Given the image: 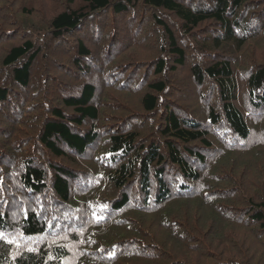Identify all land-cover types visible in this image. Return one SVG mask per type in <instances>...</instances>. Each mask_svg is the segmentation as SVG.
Masks as SVG:
<instances>
[{
	"label": "trees",
	"instance_id": "1",
	"mask_svg": "<svg viewBox=\"0 0 264 264\" xmlns=\"http://www.w3.org/2000/svg\"><path fill=\"white\" fill-rule=\"evenodd\" d=\"M74 1L69 0L68 7L49 20L47 27L50 30L44 31L46 36L42 41L34 42L28 38L20 44L11 45L1 60L3 67L10 68L9 77L5 78L7 80L2 81L0 74L1 83L11 79L9 84H0L1 184L6 187L19 184L25 196L22 200L25 198L26 201H37L39 206L20 207L21 215L14 218L21 217L20 222L7 230L9 232L16 229L18 236L5 232L7 212L0 213V264H111L126 258L123 253L132 249L129 244L130 248L124 249L125 243L130 242L129 235L133 233L138 237L140 234V219L130 212L160 211L167 204L162 216L177 215L178 212L169 207L176 199L179 201L181 198H192L193 200L185 201H192L200 206H208L207 203H210L212 220H222L221 212L225 211H229L227 214L234 216V219L238 218H235L233 210L229 209L230 206L242 212L232 201L233 194L225 193L226 189H220L219 186H201L202 171L206 169L204 165L209 159H215L213 150L216 147L221 150L238 148L253 138L247 115L234 103L237 95L236 68L240 69L245 77L251 103L256 109H264V67L253 72L244 71L238 65L236 67V58H231L227 55L228 52H223L225 49L229 52L237 50L245 45L247 36L241 34L249 30L241 27L246 18H243L242 12L239 11L249 0H80V3H84L83 6L73 9L71 6L75 5ZM138 3H143V8L148 10L146 17L140 14L143 10L137 8ZM142 15L143 24L151 23L157 28L154 37H158L159 53L158 57L153 58V68L145 72L147 68L137 66L135 72L132 66L113 65L122 51L114 57L110 56L106 62L107 56L118 50L122 39L114 38L119 31L111 29L113 37L103 48L104 57L101 63H97L96 54L83 40L78 41L75 60L72 62L76 71L69 68L71 65L67 67L63 61L57 59V53L54 57H46L55 66L67 71L66 73L73 72L76 78L87 75L86 78L76 81L74 77L73 80L59 81V77L50 75L45 79L46 88H30L35 63L40 62L38 56L41 49L44 50L48 46L49 53L58 52V47L50 44L56 42L57 45L62 38L72 37L77 31L80 32V39L93 35L100 40L105 29L103 22L110 17H120L127 21L128 26L125 28L128 31L132 29L130 32L135 37L138 31H144L145 24H135V19ZM8 16L7 14L6 17ZM88 19H93V22L87 21ZM253 22L260 24L257 19ZM206 23L216 25L217 31L206 30L196 34L195 30ZM0 35H4V40L13 37L9 30ZM191 36L194 41L190 39ZM16 38L17 36L14 39ZM197 51L204 59L190 66L192 77L197 81L199 90L205 86L209 87L210 83L213 84L210 98L216 93L219 101L217 108L214 105L208 108L206 124L196 121L193 114L185 108H179L170 97L177 87L172 76H176L179 67L186 66L188 59L192 58V53ZM93 66L97 73L92 72ZM141 69L145 75L141 78L140 87H136L134 82L137 81V73ZM151 70L154 73L152 78L158 75L161 77L156 79L155 83L147 81V74ZM110 72L119 76L121 81L118 85L121 87L130 90L143 89V109L146 113L163 118L160 133L165 140L169 139L168 141L159 143L153 140L150 146L141 149L136 142L140 135L132 131L131 124L119 126L116 123L111 124V119L100 123L105 116L98 102V81L93 79V75L101 73L110 76ZM105 81L106 84L113 83L107 79ZM55 83L63 89H73L70 94L60 98L59 104L55 102L54 97L51 99L52 96L47 94L48 87ZM21 89L24 90V96ZM205 96L204 94V98ZM45 97L49 106L42 108L43 113L37 114L36 102ZM22 124L30 130L39 128V132L34 136L17 138L16 134ZM18 125V130L15 131ZM216 126H220L223 139H219L220 142H225V147L214 144L211 139L216 138L213 133V130L217 129ZM193 147L201 151H193ZM221 161L223 163V159ZM2 167L8 169V172L2 170ZM207 177H215V174L210 173ZM95 179L96 184L90 186L91 180ZM220 179L222 180L221 177ZM176 182L178 184L174 186ZM88 183L89 185H86ZM127 186L132 190L136 189V193L142 196L140 205L135 198L131 211L130 195L125 191L123 195H117V192ZM234 188L231 189L232 193L236 191ZM80 190H84L82 198ZM115 191L116 194L111 196ZM88 196L91 198L84 200ZM4 197L9 201L15 196L5 192ZM223 197H226L228 202L221 204L218 211L214 203ZM258 207L260 209L253 213L252 218L264 229V202L251 206L249 211ZM59 208L71 213L77 220L82 218L84 221L86 217L94 222L90 228L91 232L87 233L88 240H85L84 233L88 230L87 225L84 226L86 221L74 226L75 230L78 229L75 234L67 236V230L61 235L54 234H58L62 226L68 227L73 223H68L70 220L64 214L49 215L52 211L57 212ZM117 220L118 224H125L122 229H126L130 234L116 233L108 239L104 234L108 233L109 226L101 225L116 223ZM60 226L61 229L58 230ZM92 236L97 241L95 246L87 244ZM228 237L233 240L232 236ZM131 243L132 247L134 244L136 253L150 251L148 255H154L153 249L156 246L146 245L142 240ZM238 243L237 241L235 245ZM161 244L164 252L170 248V255L176 251L168 242ZM138 245H141V248ZM75 246L87 252L81 253L74 249ZM233 249L227 248L219 252L218 259L212 264H247L239 260L242 258L231 257V252L239 250ZM214 252L215 250L211 249L207 256ZM209 263L197 259L194 264ZM172 264L184 263L174 260Z\"/></svg>",
	"mask_w": 264,
	"mask_h": 264
},
{
	"label": "rangeland",
	"instance_id": "2",
	"mask_svg": "<svg viewBox=\"0 0 264 264\" xmlns=\"http://www.w3.org/2000/svg\"><path fill=\"white\" fill-rule=\"evenodd\" d=\"M80 2V0H75V5L71 7L73 9L80 8L84 4ZM68 5L69 0H0V34L4 31L6 32V30L11 31L13 34L12 39L6 40H4V35H0V74L2 81L7 80L5 78L9 77L8 73L10 68L3 67V64L1 63L4 53L8 51V48L11 47V45L20 44L24 39L28 38H31L34 42L42 41L46 36L44 35V31L49 32L50 30V28L47 27L49 20H51L55 14L66 9ZM143 7V3L137 4V8L143 10L140 14L142 13L144 17H146L148 10ZM239 12H242L241 14L243 18H246L245 22L242 21L241 27L248 29L249 31L242 32L241 35H246L247 40L245 45L241 48L237 50L233 49L230 52L228 49H225L223 52L224 54L228 52V56L236 58V67L238 65L244 71L253 72L257 68L264 67V0H249L247 4L242 6V9ZM7 14L9 15L8 17H6ZM143 15L142 17L139 16V18L135 19L136 25H139L140 23L143 24ZM254 19L260 21V24L258 25L253 22ZM89 20H92L93 22V19H88L87 21ZM28 24L31 25L29 26ZM103 24L105 29L103 37L100 40H97V36L94 37L93 35L90 37L94 38L89 37V39L86 37L80 39V32L78 33L77 31L73 33V36L71 35L72 37L68 36L67 39L62 38L57 45L56 42L50 44H55L54 47H58V52L49 53V50L47 49L48 46H46L44 50L41 49L40 55L38 56L40 62L37 64L35 63V69L33 71L34 75L32 76L33 81L30 88H46L45 79L50 77V75L59 77V79H61L59 81L73 80L75 77L73 72H71V74L66 73L67 71L58 68L46 57H54L57 53L59 54L57 59L63 61L67 67L71 65L69 68L72 71H76L72 62L75 60L74 56L76 54L79 40H83V42L89 46L90 50L96 54V58L98 59L97 63H101L104 57L103 48L108 44V40L113 37L110 32L111 29L116 30V32L119 31L114 38L122 39L121 45L119 44L117 47L118 50H115L111 55H108L106 62L109 60L110 56L114 57L119 51H122L117 59L116 57L114 58L116 61L113 65L122 64L128 65V67L132 66L134 71L137 66H140L141 68H147L145 69V72L154 67L155 63H152L153 58L158 57L159 53V47L157 44L158 37H154L157 32L155 25L144 23V31H138L137 35L133 37L132 32H130L132 29L128 31L125 28V26H128L127 21H124V19L120 17H110L105 20ZM216 28L217 26H214L213 23H206L196 29L195 33L199 34L206 30L217 31ZM15 36H17L16 39H14ZM190 39L194 41L192 36ZM40 44H42V42H40ZM199 50L202 51L200 48ZM199 55L202 56L198 51L192 53V58L188 59L189 61L187 65L179 67L180 69L177 75L172 76L177 87L171 92L170 97L174 99V104L178 105L179 108H185L187 109L186 111L193 114L196 121L201 124H206L208 121V108H210L211 105H214V107L217 108L219 101H217L216 93L210 98V93L214 86L213 84L210 83L208 84L209 87L205 86L203 89L200 88L199 90V87L196 85L197 81L192 77V73L189 70L190 66L204 59ZM42 61L44 62L42 63ZM93 71L97 73V69L94 68V66L92 67V72ZM128 71L129 69L126 73ZM235 71L237 95L234 103L238 108L243 110L244 114L247 115L252 129L253 138L248 143L241 144L238 148L221 150V148L218 149L216 147V149L213 150L215 159H213V161L209 159L208 163L204 165V168L206 169L202 171L203 185L201 187L204 188L206 186V188H211L219 186L220 189L224 188L227 190L225 192L226 194H233L232 199L234 200L232 201L237 204L235 205L236 208H240L242 212L236 210L234 206H230L229 209L233 210L235 218L238 217L239 219H234V216L227 214L229 211H225L221 212L223 214L222 220H212L213 212L212 207L210 206L211 204L207 203L208 206H200L196 203H192V201L188 202V199L193 200L192 198H181L179 201H177V199L173 200L169 204V207L174 212L177 211L178 214L169 217L162 216V212L167 207V204L160 211L151 210L148 213H143L142 211L130 212L134 217L140 219V225L138 226L140 234L138 237L133 233H127L126 229H122L125 224H118L119 220H117L116 223H111L112 225H101L106 227L109 226L107 230L108 233L106 235L104 234L108 239L114 237L116 233H119L120 235L130 234L128 237L130 242L125 243L126 247H124V249H129L130 247L132 249L123 253L126 255V258L112 262L111 264H172L174 260L177 262H183L184 264H194L197 262V259L212 264L218 259L219 252L227 248L239 249L231 252V257L234 259L242 258L239 260L245 261L247 264H264V229L252 218L253 213L260 208L258 207V209L249 211L251 206L264 202V109H256L254 104L251 103L245 77L240 69L236 68ZM105 72H107V70ZM145 72L141 69L137 73L138 78L137 81L134 82V86L140 87L141 78L144 77ZM80 74L85 73L80 72ZM153 74V70L147 74V81L155 83L156 79H161L160 75L156 78H152ZM86 76L87 75H84L85 78ZM84 77L80 78L78 76L77 78L75 77V80L84 79ZM151 78L152 80H150ZM93 79L98 81L97 88L100 94L98 102H100L103 115L105 116L100 123H105L104 121L111 119V124L116 123L119 126L122 124H126V126L127 124H131L132 131L137 132L140 135L136 142L137 146L141 149L150 146L153 140H157L156 142L159 143L169 140H165L162 133H160V129L163 126V118H161L160 115H151L144 111L141 101L143 89L130 90L121 87L118 85V82L120 83L121 81L119 76L113 72H110V76L101 73L95 76L93 75ZM106 79L113 83L106 84ZM10 82L11 79L4 81L3 83L0 81V84H9ZM23 91L24 90L21 89V94L24 96L25 94H23ZM72 91L73 89H63L55 83L48 87L47 94L52 96L51 99L54 97L55 102L59 104L60 98L65 94H70ZM204 94L206 95V98H204ZM36 105L35 109L38 110L37 114L43 113L42 108H47L49 106L46 97L38 99ZM107 116H110V118H107ZM1 118L2 114L0 113V119ZM23 125L24 124L20 125V127L18 125L15 130L17 131L19 127L16 134L17 138L34 136L39 132V128H31L30 130L29 127L26 126L24 128ZM220 131V126L217 127L216 130H213L216 138L211 139L214 141V144L220 145V147H225V142H220L219 139L220 137L223 139V135L220 134ZM227 143L229 144L228 141ZM165 146L166 144L164 145V148ZM194 147L193 151H201L196 150V147ZM222 159L223 163L221 161ZM2 170L8 172V169L4 167H2ZM210 173L215 174V177H207ZM226 175L228 176L226 177ZM91 181L92 184L90 186L96 184V179ZM13 184L14 183H12V185ZM177 184L178 183L176 182L173 185L175 186ZM86 185H89V183ZM234 187L238 189H235ZM233 188L236 191L232 193L231 189ZM83 191L84 190L79 191L81 198L84 196ZM123 191L131 197V207L129 208L131 211L135 198L139 204L142 196L136 193V189L132 190L131 187L128 186L124 190L117 192V195H123ZM5 192L13 194L15 197L12 200L6 201L4 197ZM115 194L116 191L111 196H114ZM22 197L25 196L19 184L15 187H6L1 184L0 180V213L7 212L5 232L9 233L11 236H18V231L16 229L9 232L7 230L20 222L21 217L20 219H14L16 215H21L20 207L22 206V208H24L32 205L34 208H37V206H39L36 204L37 201H26L25 198L22 200ZM88 198L89 196L84 200ZM227 202L226 197H223L222 199L216 200L214 204L218 208V211H220V205ZM30 210L33 211V209ZM62 214L66 215L67 219L70 220L68 223L73 222L74 224L71 223L68 227L62 226V229L60 226L58 230L61 229V231H59L58 234H54L61 235L64 234L66 230L67 232L65 235L67 236L75 234L78 229L75 230L74 226H79L81 222L86 221L84 226L87 225L88 230L84 233L86 236L85 240H88V234L91 232L90 228L93 227L92 225H94V222L86 217L84 221L82 218L77 220L72 217L71 213H67L60 208L57 209V212L52 211L49 213V215L52 216ZM234 220H236L237 223ZM212 229H214V231H211ZM210 231L212 232L211 235ZM227 236H232L233 240L231 241V237L227 238ZM138 240H142L146 245L153 247L156 246L155 249H153L154 255H148V252L150 251L146 253H136V248L134 247V244L132 247L131 242ZM235 241H238L239 243L235 245ZM162 242H168L176 248V251H173V255L169 254L170 248L166 249L168 253L164 252L160 246ZM96 243L97 241L94 239V236H92L87 244H94L93 246H95ZM128 244L130 247H128ZM138 247L141 248V245H138ZM107 248L111 250V248ZM210 248L214 249L215 252L212 253L211 256H207L210 254ZM247 248L249 249L246 250ZM74 249L81 253L87 252L79 250L76 246ZM88 255L92 256L91 254ZM161 255H164V257ZM83 256L84 255H82V257Z\"/></svg>",
	"mask_w": 264,
	"mask_h": 264
}]
</instances>
